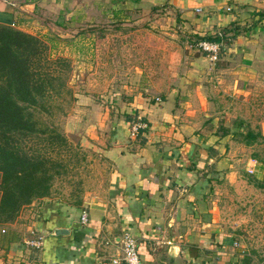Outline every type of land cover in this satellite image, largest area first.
<instances>
[{
  "label": "crops",
  "instance_id": "crops-1",
  "mask_svg": "<svg viewBox=\"0 0 264 264\" xmlns=\"http://www.w3.org/2000/svg\"><path fill=\"white\" fill-rule=\"evenodd\" d=\"M95 1L0 0V22L44 41L55 42L53 31L59 35L60 28L93 35L98 18L112 21L125 13L122 6L88 8ZM114 1L126 0H109ZM135 1L152 9L171 7L175 22L196 40L224 33L217 61L193 48L196 53L184 61L183 75H168L165 87L143 75L135 89L117 91L130 97L126 110L113 119V111L108 112L107 124H97L108 126L105 135L96 130L87 140L107 168L105 185L85 189L76 201L47 197L26 205L1 239L0 264H125V231L136 238L142 264H235V241L224 232V188L219 185L224 176L234 180L235 173L221 152L222 139L205 133L204 126L214 114L213 91L224 98L261 82L264 0ZM29 19L37 23L36 31L27 28ZM157 48L152 46V52ZM138 118L146 126L131 135ZM119 133L124 142L111 143ZM250 193L252 205L264 200L263 189L251 186ZM58 228L68 232L55 234ZM33 239H40V245L26 244Z\"/></svg>",
  "mask_w": 264,
  "mask_h": 264
},
{
  "label": "rangeland",
  "instance_id": "rangeland-1",
  "mask_svg": "<svg viewBox=\"0 0 264 264\" xmlns=\"http://www.w3.org/2000/svg\"><path fill=\"white\" fill-rule=\"evenodd\" d=\"M98 1L91 2L88 8L99 11L122 6L125 13L122 17L113 16L112 21L110 17L98 18L94 21L95 33H83L84 39L78 36L77 29L66 32L61 28L57 30L59 35L53 31L55 42L45 39L49 56L62 58V63L56 67L69 89V92L55 95L50 115H42L44 123L64 134L69 143V148L62 145L54 149L46 145L41 147L58 161L53 164V173L60 171L52 180L49 198L53 199L76 201L85 189L105 185L107 168L101 163L98 151L88 145L92 142L87 140L92 139L90 135L96 130L105 135L108 126L97 128V124H107L108 112L113 111V119L119 118L121 109L126 110L130 97L117 91L135 89L139 86L137 79L143 75L149 80L154 77V82L165 87L168 75H183V63L196 53L194 43L199 41L179 27L181 24L175 22L171 7L152 9L135 0ZM82 25L84 29L89 28ZM27 28L36 31L37 23L31 21ZM91 44L93 51L89 47ZM155 45L158 48L152 52ZM185 45L188 48H184ZM261 68L257 69L261 82H253L252 87L243 86V91L226 93L224 98L217 97L215 91L211 93L213 109L210 110L214 114L204 126L205 133L222 139L221 152L235 173L234 180L224 176L219 183L224 188V201L220 205L224 212V232L235 241L232 246L235 264H264V200L254 201L256 204L252 205L251 193L248 194L251 186L264 190V68ZM114 90L118 93L115 98ZM88 123L94 124L96 129L88 130ZM248 132L254 135L252 141L245 135ZM29 145L31 148L37 146ZM253 159L256 163L251 166ZM233 182L237 190L230 184ZM41 201L36 199L35 202ZM23 208L16 219L22 216ZM7 226L10 223L0 222V243Z\"/></svg>",
  "mask_w": 264,
  "mask_h": 264
},
{
  "label": "trees",
  "instance_id": "trees-1",
  "mask_svg": "<svg viewBox=\"0 0 264 264\" xmlns=\"http://www.w3.org/2000/svg\"><path fill=\"white\" fill-rule=\"evenodd\" d=\"M61 61L49 56L39 36L0 22V222L13 223L24 206L49 197L60 173H53L58 161L41 147L69 148L66 136L42 117L52 113L56 96L69 92L56 67ZM245 135L252 141L253 133Z\"/></svg>",
  "mask_w": 264,
  "mask_h": 264
},
{
  "label": "built area",
  "instance_id": "built-area-1",
  "mask_svg": "<svg viewBox=\"0 0 264 264\" xmlns=\"http://www.w3.org/2000/svg\"><path fill=\"white\" fill-rule=\"evenodd\" d=\"M197 12L200 11V8L196 9ZM222 43L220 41H211L206 39H201L196 43L197 48L202 51L211 62H215L218 59L220 48ZM146 124L138 118L132 123L130 134L134 135L136 134L141 128H144ZM256 163V160L251 161V166H254ZM251 172H253V168L249 169ZM80 220L82 223H85L87 221V215L86 213H82L80 216ZM5 229H2V232H4ZM41 243L40 239H33V240H27L26 244L33 245V246H39ZM121 243H122V251H123V260L125 264H142L140 255L137 248V240L136 238L129 232L125 231L121 237ZM113 262H117V260H114Z\"/></svg>",
  "mask_w": 264,
  "mask_h": 264
},
{
  "label": "water",
  "instance_id": "water-1",
  "mask_svg": "<svg viewBox=\"0 0 264 264\" xmlns=\"http://www.w3.org/2000/svg\"><path fill=\"white\" fill-rule=\"evenodd\" d=\"M123 139H122V135L119 133V134H115L114 135V139L113 141H111V143H114V144H118V143H123ZM67 229H62V228H58V229H55L54 233L55 234H63V233H67Z\"/></svg>",
  "mask_w": 264,
  "mask_h": 264
}]
</instances>
